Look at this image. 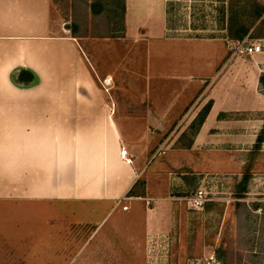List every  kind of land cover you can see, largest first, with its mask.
Segmentation results:
<instances>
[{"label": "crops", "instance_id": "obj_1", "mask_svg": "<svg viewBox=\"0 0 264 264\" xmlns=\"http://www.w3.org/2000/svg\"><path fill=\"white\" fill-rule=\"evenodd\" d=\"M164 19L163 13L164 41H184L195 50L141 53L147 59L144 76L137 72L142 59L133 60L131 71L122 52L104 50L103 56L87 43L84 49L80 37L62 26L53 0H0V202L49 204L89 218L150 199L156 206L146 208L145 216L155 228L160 217L170 215V200L152 191V172L145 173L148 155L180 121L186 130L206 104L191 145L174 149L171 164H186L190 154L224 155L229 163L230 155L252 152L264 128V43L252 54H232L228 34L165 37ZM159 70L167 84L151 81ZM115 71L132 83L117 82L107 97L94 74L112 78ZM162 91L172 96L163 99ZM141 175L145 195L134 196L129 192ZM60 238L80 241L77 233Z\"/></svg>", "mask_w": 264, "mask_h": 264}, {"label": "rangeland", "instance_id": "obj_2", "mask_svg": "<svg viewBox=\"0 0 264 264\" xmlns=\"http://www.w3.org/2000/svg\"><path fill=\"white\" fill-rule=\"evenodd\" d=\"M91 1L53 3L62 26L80 37L84 49L87 43L89 50L103 56L104 50L122 52L131 71L133 60L140 61V54L145 55L146 51L154 57L195 50L194 45L184 41H164L163 13L165 37L227 35L231 17L249 29L242 40L255 46L264 43V12L257 16L264 8V0H128V35L126 14L123 24L116 4L105 1L94 12ZM148 32L149 37L143 35ZM134 55L136 59L132 58ZM146 60L143 58L137 68L144 76L148 72ZM97 73L96 86L107 97L114 95L117 82H124L125 86L132 83L130 76H120L117 71L112 78ZM166 76L165 71L159 70L151 81L167 84ZM147 92L154 95L156 91ZM162 92L163 99L172 96L169 91ZM202 109L186 130L182 120L158 138L148 155L145 173L152 172L148 176L152 191L162 200H170V215L160 217L155 228L148 227L145 216L146 208L156 206L150 199H138L139 203L132 206L127 201L124 207L120 204V210L95 212L89 218L75 215L77 219L69 211L58 212L49 204L1 201L0 264H74L76 259L75 264L85 259L93 264H264L261 147L253 148L247 155H230L229 163L224 155L208 159L206 154H190L185 158L186 164H171L174 149L191 145ZM205 161H209V166ZM144 177L140 176L130 194L145 195ZM64 232L73 236L77 233L79 243L65 242L60 238Z\"/></svg>", "mask_w": 264, "mask_h": 264}, {"label": "trees", "instance_id": "obj_3", "mask_svg": "<svg viewBox=\"0 0 264 264\" xmlns=\"http://www.w3.org/2000/svg\"><path fill=\"white\" fill-rule=\"evenodd\" d=\"M105 1H112L113 4H116V6L121 10V12L119 14L121 15L122 23L124 24V14H125V9H126L125 0H92L91 1L92 11L95 12L97 5L98 6L101 4L104 5L103 3H105ZM263 12H264V8H261L260 11L258 12L257 16L258 17L261 16ZM227 30H228L229 37L233 38V40L234 39L235 40H242L249 32V29L247 26H245L244 24H242L240 22L233 21V18H231V17H230L229 22L227 24ZM261 81L264 83L263 77H261ZM208 108H209V105H206L202 109V113L198 117V123H201L203 121V118H204L205 114L207 113ZM263 140H264V128L260 131V133L257 136L256 143L254 144V149H259L261 147Z\"/></svg>", "mask_w": 264, "mask_h": 264}, {"label": "built area", "instance_id": "obj_4", "mask_svg": "<svg viewBox=\"0 0 264 264\" xmlns=\"http://www.w3.org/2000/svg\"><path fill=\"white\" fill-rule=\"evenodd\" d=\"M228 47L231 50L232 54H252L255 51V45L249 44L246 39L244 40H233L228 39ZM121 154L123 157H126L128 150L126 148L121 149ZM207 264H213L212 261L207 262Z\"/></svg>", "mask_w": 264, "mask_h": 264}]
</instances>
